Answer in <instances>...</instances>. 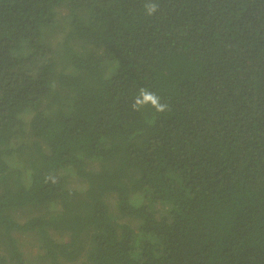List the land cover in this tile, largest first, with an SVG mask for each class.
<instances>
[{"label":"trees","instance_id":"obj_1","mask_svg":"<svg viewBox=\"0 0 264 264\" xmlns=\"http://www.w3.org/2000/svg\"><path fill=\"white\" fill-rule=\"evenodd\" d=\"M145 2L0 0V264H264V0Z\"/></svg>","mask_w":264,"mask_h":264},{"label":"clouds","instance_id":"obj_2","mask_svg":"<svg viewBox=\"0 0 264 264\" xmlns=\"http://www.w3.org/2000/svg\"><path fill=\"white\" fill-rule=\"evenodd\" d=\"M159 8V4L153 2V0H146L144 9L146 15H154ZM151 106L157 113H163L170 110V106L167 102H162L161 97L154 91L141 87L138 89V95L133 98L131 108L133 111L139 112L145 106Z\"/></svg>","mask_w":264,"mask_h":264}]
</instances>
